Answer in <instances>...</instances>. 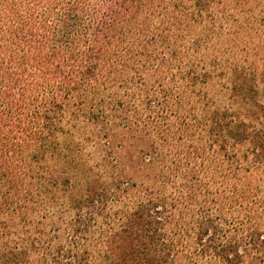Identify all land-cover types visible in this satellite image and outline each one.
Segmentation results:
<instances>
[{"label": "rangeland", "instance_id": "rangeland-1", "mask_svg": "<svg viewBox=\"0 0 264 264\" xmlns=\"http://www.w3.org/2000/svg\"><path fill=\"white\" fill-rule=\"evenodd\" d=\"M173 1L153 0L146 10L150 16L148 29H152L148 36L160 47L161 55L169 58L176 50L171 70L154 75L152 69L128 68L114 54L105 56L98 67L93 85L112 91L122 101L118 113L127 116V122L122 116L113 118L111 133L106 134L91 118L94 101L79 97L68 103L62 118L64 135L68 141H75L84 159L86 167H81L79 175L94 178L92 173L97 172L98 185L110 187L107 202L92 206L77 189L66 191L61 186L50 190L45 197L35 199L30 225H0V264H45L44 251L51 241L87 247L86 264H116L113 255L106 263L98 256L105 251L123 250L129 242L115 240L119 237L132 241L136 230L129 228L134 224L128 221V211L139 202L146 203L159 221L158 230L145 237L148 246L136 239L131 247L135 249L134 257L146 259L140 250L151 251L155 239L161 249L157 259L152 255L154 260L147 264H223L213 248L199 249L201 226L209 227L202 236L208 239L207 244H240L239 264H264V249L249 242L248 234L253 229L264 231V170L260 164L264 154L261 152L257 158L241 156V164H237L227 159L218 145L204 144L212 140V133L221 142L224 138L226 149L236 150L239 156L247 143L227 136L222 126H226L225 121L232 125L247 121L248 129L255 132L264 123V2L229 1L240 19L251 22L261 51L256 57L248 55L246 60L229 25L209 24L207 37L201 26L186 20L189 10L174 8ZM211 6L215 9L223 4L214 0ZM220 24H225L224 28ZM235 65L242 67L244 77H255L256 90H250L248 99L232 95L225 86ZM200 73H208L209 78ZM170 93L177 95L175 108L187 128L182 142L174 136L176 111L169 113L164 108V97ZM225 111L226 116L222 113ZM190 143L206 148L199 149L189 163L175 166L179 147L185 149ZM114 176L123 177L121 188L115 186ZM152 201H158V206H152ZM215 201L218 204L214 206ZM205 210L219 225H196L195 219ZM79 212L77 219L82 221L75 223ZM122 225L130 230L126 232ZM212 234L215 237L209 240ZM118 264H124L123 260Z\"/></svg>", "mask_w": 264, "mask_h": 264}, {"label": "trees", "instance_id": "trees-1", "mask_svg": "<svg viewBox=\"0 0 264 264\" xmlns=\"http://www.w3.org/2000/svg\"><path fill=\"white\" fill-rule=\"evenodd\" d=\"M212 1L175 0L172 4L174 8L181 6L189 10L186 20L201 26L203 35L207 37L209 24L225 22L230 26L231 35L239 39L238 43L246 53L245 59L248 60V55L258 56L261 51L251 22L236 15L237 10L229 6L230 0H217L223 6L215 9L211 6ZM252 2L262 3L264 0ZM152 3L153 0H0V225H30L35 199L45 197L50 190L61 186L66 191H80L89 205L107 202L110 187L98 185L97 172L92 173L94 178L79 175L81 167H86L82 164L84 159L75 141H68L64 135L62 118L68 110V103L79 97L94 101L91 118L101 124L106 134L111 133L113 123L110 121L113 118L122 116L127 122L128 117L118 113L122 101L112 91L93 85L100 62L107 55L114 54L128 68L152 69L154 75L174 67L176 50L167 58L161 55V49L154 40H150L152 29H148L150 16L146 10ZM254 7L255 3L251 8ZM174 18L177 19L175 14ZM224 25L220 24L222 28ZM243 72L242 67L235 65L230 83L226 82L225 86L230 88L232 95L248 99L250 90L253 93L256 90V80L253 76L244 77ZM200 75L206 80L209 78L208 73ZM195 76L192 75L193 78ZM176 100V94L166 95L164 108L169 113L176 111L174 116L178 119L173 122L176 124L174 136L182 142L187 128L182 120L184 117L175 108ZM222 113L226 116L228 112ZM225 122L226 126H222L227 136L236 142L247 143L243 154L238 156L236 150L229 152L226 140L223 138L221 142V138L212 136V133V140L208 144L205 142V146L218 145L226 152L227 159L237 164H241V156L254 155L257 158L261 152L264 154V123L255 132V129H248L250 123L247 121L234 125ZM73 126L76 128L77 124ZM201 146L190 143L185 149L179 147L174 165L179 167L189 163L199 149L205 150L206 147ZM261 162L264 170V161ZM233 174L239 175L238 171H233ZM122 178L114 176L117 188L123 185ZM81 186L85 188L80 189ZM40 200L44 201V198ZM144 204L139 202L134 210L128 211V221L134 224L129 228L136 230L132 241L126 237L115 239L129 244L121 251L99 254V261L106 263L112 255L117 257L116 264L120 260L124 264H147L154 260L152 255L157 259L161 247L155 245V239L151 242L154 244L151 251L140 250L146 259L132 255L135 254V249L131 248L134 241L140 240L142 245L148 246L145 243V237L150 236L148 232L159 228L158 219L151 214L152 209ZM151 204L158 206V201ZM218 209L219 206L214 207L215 211ZM76 215L75 223L82 221L77 219L80 212ZM195 223L219 225L208 210L198 216ZM122 228L126 232L130 230ZM208 230V226H201L199 249L211 247L223 264H239L240 244L212 245L211 241L207 244L208 239L202 236ZM248 234L249 242L264 249L263 230L253 229ZM214 237L212 234L209 240ZM87 249L78 243L66 246L51 241L44 251L45 264H86Z\"/></svg>", "mask_w": 264, "mask_h": 264}]
</instances>
